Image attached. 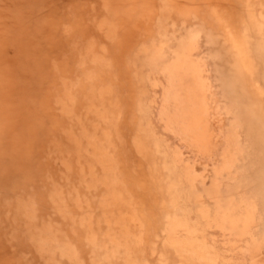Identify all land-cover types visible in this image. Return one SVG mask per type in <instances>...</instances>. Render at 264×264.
Wrapping results in <instances>:
<instances>
[{
  "label": "rangeland",
  "instance_id": "1",
  "mask_svg": "<svg viewBox=\"0 0 264 264\" xmlns=\"http://www.w3.org/2000/svg\"><path fill=\"white\" fill-rule=\"evenodd\" d=\"M256 44L264 0H0V264H264Z\"/></svg>",
  "mask_w": 264,
  "mask_h": 264
},
{
  "label": "bare ground",
  "instance_id": "2",
  "mask_svg": "<svg viewBox=\"0 0 264 264\" xmlns=\"http://www.w3.org/2000/svg\"><path fill=\"white\" fill-rule=\"evenodd\" d=\"M256 46V52H257V54H262V53H264V48H263V45H261V44H256L255 45ZM262 76L264 77V73L262 74ZM249 103V102H248ZM248 103H246V106H248L249 104ZM251 103V102H250Z\"/></svg>",
  "mask_w": 264,
  "mask_h": 264
}]
</instances>
